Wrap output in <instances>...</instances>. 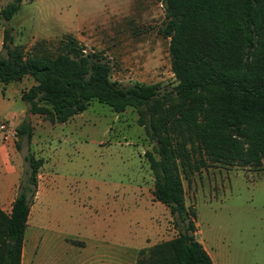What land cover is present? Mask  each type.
Segmentation results:
<instances>
[{"label":"rangeland","instance_id":"obj_1","mask_svg":"<svg viewBox=\"0 0 264 264\" xmlns=\"http://www.w3.org/2000/svg\"><path fill=\"white\" fill-rule=\"evenodd\" d=\"M7 1L0 0V9ZM164 20L161 0H22L9 20L0 15V50L5 26L25 50L37 45L56 54L73 37L109 60L113 79L172 85ZM34 82L30 75L0 81V142L15 153L9 152L17 171L13 193L27 166L24 155L30 151L42 159L29 215L40 237V264L90 259L95 241L116 257L137 247L136 264L154 244L175 236L169 208L152 192L145 153L152 143L137 108L117 113L92 99L82 112L53 121L30 112L21 98ZM24 119L32 136L21 137L17 148L15 128ZM181 176L186 203L196 210V237L215 251L216 263L264 264V162L207 160Z\"/></svg>","mask_w":264,"mask_h":264},{"label":"trees","instance_id":"obj_2","mask_svg":"<svg viewBox=\"0 0 264 264\" xmlns=\"http://www.w3.org/2000/svg\"><path fill=\"white\" fill-rule=\"evenodd\" d=\"M22 0L0 9L9 20ZM163 32L175 83L113 79L101 52L85 50L70 37L52 54L25 50L4 27L0 81L30 75L21 94L27 109L64 122L92 99L121 112L137 108V120L152 143L145 153L154 177L153 194L164 203L178 233L154 244L136 264H214L196 237V210L186 203L181 171L207 160L230 164L264 162V0H161ZM19 139L32 136L24 119ZM9 212L0 207V264H21L25 228L42 163L32 152Z\"/></svg>","mask_w":264,"mask_h":264},{"label":"crops","instance_id":"obj_3","mask_svg":"<svg viewBox=\"0 0 264 264\" xmlns=\"http://www.w3.org/2000/svg\"><path fill=\"white\" fill-rule=\"evenodd\" d=\"M9 152L13 153L11 146H5L0 142V207L7 212L10 211L12 200L16 194V191L13 193V184L17 178V171L11 165ZM2 179H5V181L2 182ZM29 215L24 234L21 264H40V237L38 238V234L33 230V224H29ZM88 244V241L85 240L83 247L85 248ZM204 247L210 254L214 264H217L214 257L215 251L209 250L206 246ZM91 248L95 250L96 253L92 255L90 259H80L76 264H134L138 250L137 247L134 249L132 248L130 252L116 257L108 252L109 246L105 243L95 241ZM103 250L107 252L104 253ZM99 251L102 252L99 253Z\"/></svg>","mask_w":264,"mask_h":264},{"label":"built area","instance_id":"obj_4","mask_svg":"<svg viewBox=\"0 0 264 264\" xmlns=\"http://www.w3.org/2000/svg\"><path fill=\"white\" fill-rule=\"evenodd\" d=\"M3 127H5V134H4V139L5 141L9 139V134L7 133V130H6V126L5 124L2 125ZM14 134V131L11 132V135Z\"/></svg>","mask_w":264,"mask_h":264}]
</instances>
